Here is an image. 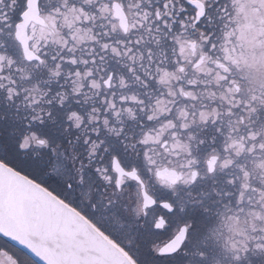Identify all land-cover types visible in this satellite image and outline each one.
I'll list each match as a JSON object with an SVG mask.
<instances>
[{
  "label": "snow or ice",
  "instance_id": "snow-or-ice-1",
  "mask_svg": "<svg viewBox=\"0 0 264 264\" xmlns=\"http://www.w3.org/2000/svg\"><path fill=\"white\" fill-rule=\"evenodd\" d=\"M0 264H264V0H0Z\"/></svg>",
  "mask_w": 264,
  "mask_h": 264
}]
</instances>
